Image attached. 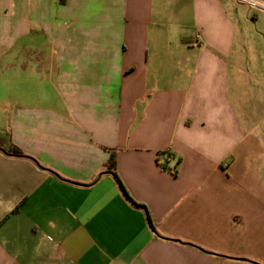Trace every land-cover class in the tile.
Returning a JSON list of instances; mask_svg holds the SVG:
<instances>
[{
	"label": "crops",
	"instance_id": "0c3cea01",
	"mask_svg": "<svg viewBox=\"0 0 264 264\" xmlns=\"http://www.w3.org/2000/svg\"><path fill=\"white\" fill-rule=\"evenodd\" d=\"M0 264H264V13L0 0Z\"/></svg>",
	"mask_w": 264,
	"mask_h": 264
},
{
	"label": "built area",
	"instance_id": "2783aa9c",
	"mask_svg": "<svg viewBox=\"0 0 264 264\" xmlns=\"http://www.w3.org/2000/svg\"><path fill=\"white\" fill-rule=\"evenodd\" d=\"M234 1H236L240 4H243V5H246L252 10L264 13V2L261 0H234ZM200 40H201L200 35L195 34L194 43L197 44ZM159 160L161 163V168L165 171L168 170V165L171 161V159L169 157V152L166 151V152L161 153V155L159 156Z\"/></svg>",
	"mask_w": 264,
	"mask_h": 264
},
{
	"label": "trees",
	"instance_id": "16d2710c",
	"mask_svg": "<svg viewBox=\"0 0 264 264\" xmlns=\"http://www.w3.org/2000/svg\"><path fill=\"white\" fill-rule=\"evenodd\" d=\"M7 153L10 154V155H13V156H18V157H22L23 156V153L19 149L15 148L12 145L7 149ZM160 155L161 154L158 155V162H159V164L161 166V163H160V160H159V156ZM169 157H170V154H169ZM106 171L108 173L113 174L116 177V179L119 182V184H120V181L118 180L117 174H116V160H115V154L114 153L111 154L110 160H109V162L106 165ZM151 227L153 228L152 224H151Z\"/></svg>",
	"mask_w": 264,
	"mask_h": 264
}]
</instances>
